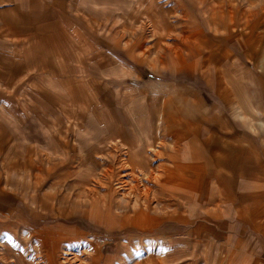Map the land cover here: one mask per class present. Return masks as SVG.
I'll return each instance as SVG.
<instances>
[{
  "label": "rangeland",
  "instance_id": "374dc122",
  "mask_svg": "<svg viewBox=\"0 0 264 264\" xmlns=\"http://www.w3.org/2000/svg\"><path fill=\"white\" fill-rule=\"evenodd\" d=\"M38 1L19 15L23 27L13 32L7 20V29H0L6 32L0 38V173L16 177L17 192L0 193V209L6 211L0 214V264H178L182 255L183 264H191V256L198 264H213L216 244L192 242L198 240V221H173L181 216L174 209L182 207H175L170 189L159 181L164 164H144L137 148L128 158L124 144L108 137L114 120L125 125L149 120L121 110L110 120V107L102 114L84 92L78 68L72 62L69 69L62 66L66 55L83 61L97 45L119 44L123 55L141 48L152 41L149 13L170 15V3ZM222 1L184 2L187 17L176 16L205 29L210 41L218 38L210 57L200 51L206 57L199 54V60L210 61L211 74L219 70L228 83L212 79L209 86L200 73L194 92L206 99L214 123L233 118L231 111L245 113L244 130L251 125L257 145H264V0ZM121 29L123 35L131 30V37L122 38ZM95 67L89 62L87 75L100 81ZM61 68L68 71L60 73ZM182 70L191 76L185 65ZM135 76L126 75L122 84ZM49 77L55 83H37ZM223 89L239 99L223 100ZM185 106L190 115L191 103ZM96 116L105 117V124Z\"/></svg>",
  "mask_w": 264,
  "mask_h": 264
},
{
  "label": "crops",
  "instance_id": "0c3cea01",
  "mask_svg": "<svg viewBox=\"0 0 264 264\" xmlns=\"http://www.w3.org/2000/svg\"><path fill=\"white\" fill-rule=\"evenodd\" d=\"M50 1L38 2L49 4ZM164 1L170 3V15L149 13L151 30L148 39L152 41L149 39L146 43L144 35L140 40L145 41L142 47L127 50L126 55L121 54L119 44L97 45L92 56H86L83 61L79 57L77 61H71L76 58L66 55L62 66L69 69L72 65L67 66V63L72 62L78 68L77 77L82 80L84 92L94 99L96 108L103 109L102 114L110 107V120L116 118L119 110L127 116L149 120L148 124L130 122L127 125L114 120L110 127L107 121L112 132L108 137L115 144H124L123 147L128 149L126 152L129 151L128 158L137 148L142 151L144 164H164L162 172L158 171L159 181L162 187L170 189L176 199L175 207H182L181 210L174 209V213L181 216L172 220L178 224L198 221L194 230L198 240L192 242L216 244L213 264H264V145H257L251 125L245 124L248 129L244 130L240 118L245 113L240 110L230 112L233 118L225 116L220 119L222 123H214V116L206 109V99L194 92V79L201 73L209 86L216 80L217 83H228L219 70L214 72L215 77L211 74L210 61L199 60L200 51L210 57L217 35L211 36L210 41L205 29L194 27L192 20L176 17L186 13L181 7L184 2L192 5L194 0ZM34 2L36 0H0V29H7V20L13 21L10 25L13 32L23 27L19 15H25ZM123 31L120 30L122 38L130 36L131 30L125 35ZM1 37L6 39V32L0 31ZM91 61L100 70V81L87 75ZM183 65L191 75L188 78L182 70ZM61 71L66 70L61 68ZM126 75L136 76L122 84ZM59 78L66 80L63 74ZM53 79L49 77L37 83L53 84ZM221 96L223 100L239 99L235 92L225 89ZM155 98L157 102L152 101ZM187 102L191 103L190 115L187 113L189 107L185 106ZM96 121L103 125L105 117L99 121L96 116ZM9 176L0 173V193L10 191L17 195L12 183L16 177ZM18 199H22L21 191ZM5 212L0 209V214ZM161 245L166 251L162 254L167 257L166 242ZM182 257L178 264H183ZM192 257L191 264H198L197 258L193 262Z\"/></svg>",
  "mask_w": 264,
  "mask_h": 264
}]
</instances>
